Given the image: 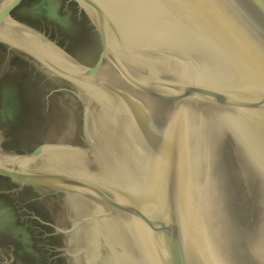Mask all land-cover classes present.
<instances>
[{
    "label": "water",
    "instance_id": "1",
    "mask_svg": "<svg viewBox=\"0 0 264 264\" xmlns=\"http://www.w3.org/2000/svg\"><path fill=\"white\" fill-rule=\"evenodd\" d=\"M21 1L0 0V39L56 87L24 153L37 130L12 143L21 93L0 75L2 258L47 242L19 228L12 197L33 189L67 192L72 264H264V0H25L15 15L72 55L12 16Z\"/></svg>",
    "mask_w": 264,
    "mask_h": 264
},
{
    "label": "flooded vegetation",
    "instance_id": "2",
    "mask_svg": "<svg viewBox=\"0 0 264 264\" xmlns=\"http://www.w3.org/2000/svg\"><path fill=\"white\" fill-rule=\"evenodd\" d=\"M28 3L29 2L22 0L21 3L11 12L12 16L37 27L60 45V41L52 37L48 31L42 29V27L37 23L28 19L19 18L15 15L20 9L27 7L29 5ZM68 3L70 2L68 1ZM73 22L75 24L74 27L76 30V37L79 39L76 42L79 44H73L74 41H72V44L75 48L77 47V52H80L81 48L84 49L87 47L88 44L86 43L89 42V39H91L92 35L83 18L78 17V19H74ZM12 42L13 40H10L7 37L0 39V75L6 76L5 78L3 77V84L5 87L16 89L21 93L20 99L22 110L19 120L17 121L18 123L13 126V129L10 132V136L13 139V141L11 140L12 143L17 144L18 141L21 142V140L26 139V136H29L28 133L30 132V128L26 126L29 120L31 121L32 127L35 129V131L37 130L35 139L31 140V143L27 146V149H21V152L25 153L31 152L37 145L42 143L41 138L44 136L43 133H45L42 130L48 123V114H45L46 108H49V99L46 98L47 89L50 90L51 87H56V85L50 83L49 80L51 79L43 74L45 72L42 70V68H40V65L35 64L34 60L26 55L24 51H19L16 47L15 50H9V46L12 44ZM62 48L68 54H73L70 50H68V48H66V46L65 48ZM14 57H16L21 69L19 72L14 73V76H10L11 74L6 72L8 69H6L7 67L5 65L9 63L12 64L13 62L11 59ZM44 111L45 113L43 114ZM41 154L42 152L39 154L36 160L37 163H41V161H39ZM3 187L12 191V186L8 180L0 179V188ZM66 194L67 192L40 195L33 189H23L18 193H15V196H13L12 199L13 201L14 199H17L18 203H21L19 204L20 207H22L21 210H23L21 214L24 215V218L26 219V222L22 220L20 221L19 228L28 231V228L31 229V227H35V229L41 235H43V238L41 239L47 242L41 244H23L21 242H15L14 244L16 248L14 250V259L6 261L2 258L3 254H0V264H72V258L70 257L67 248L69 244V235L66 233L70 229L69 225L72 220L62 223L57 219H54L55 213L53 209L54 207L58 206L64 208L65 211H69V204L66 200ZM1 195L0 198L4 197L5 199H3L4 201L0 203L10 205L9 197L4 194ZM17 213L19 214V212ZM69 219L71 218L69 217ZM28 223H30V227H28ZM9 239L10 238L8 234L0 231V250L5 252L8 251V249L12 250V248L7 244ZM27 245H30L32 249H25V246ZM95 264L99 263L96 262Z\"/></svg>",
    "mask_w": 264,
    "mask_h": 264
},
{
    "label": "trees",
    "instance_id": "3",
    "mask_svg": "<svg viewBox=\"0 0 264 264\" xmlns=\"http://www.w3.org/2000/svg\"><path fill=\"white\" fill-rule=\"evenodd\" d=\"M5 209L7 208V207H4Z\"/></svg>",
    "mask_w": 264,
    "mask_h": 264
}]
</instances>
